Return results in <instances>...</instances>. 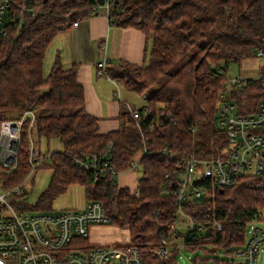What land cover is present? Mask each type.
Returning a JSON list of instances; mask_svg holds the SVG:
<instances>
[{
    "label": "trees",
    "instance_id": "1",
    "mask_svg": "<svg viewBox=\"0 0 264 264\" xmlns=\"http://www.w3.org/2000/svg\"><path fill=\"white\" fill-rule=\"evenodd\" d=\"M36 1L37 12L27 17L25 27L17 35L10 30L0 37V124L35 111L40 142L42 138L58 139L62 144V152L44 153L42 166L52 170L53 178L38 209L51 210L53 200L70 185H82L86 203L100 202L111 225L129 229L131 243L140 249L144 264H153L149 247L159 245L179 215L175 199L163 192L165 174L170 172L163 152L205 158L210 140L222 141L215 121L219 94L227 81L224 72L231 63L255 57L257 48L264 49V0L247 3L210 40L205 39L213 27L229 19L244 0H112L110 22L144 32L152 48L145 66L118 62L106 69L117 85L145 96L146 106L139 111L148 110L139 120L122 113L120 130L106 135L99 132V119L85 111L76 66L65 69L56 59L47 76L43 75L50 43L74 22L90 17L105 0H35L34 4ZM263 89L259 82L247 83L233 95L240 114L249 112L250 103L256 105L264 98ZM28 127L27 121L16 169L0 175V184L7 191L20 186L31 170ZM107 152L112 157L105 174L129 171L142 153L136 167H142L139 196L115 185L110 176L98 178V173L77 166L79 160ZM238 182L217 192L214 201L182 207L194 226L180 233L187 250L210 246L211 253L234 257V249L245 244L248 225L259 220L264 210V188H257L251 177ZM214 221L222 226L221 231ZM179 250L180 245L176 246V252Z\"/></svg>",
    "mask_w": 264,
    "mask_h": 264
},
{
    "label": "built area",
    "instance_id": "2",
    "mask_svg": "<svg viewBox=\"0 0 264 264\" xmlns=\"http://www.w3.org/2000/svg\"><path fill=\"white\" fill-rule=\"evenodd\" d=\"M34 2L35 0H0V37L6 36L10 30L17 35L25 27L27 17L34 16L37 12L34 5L38 2ZM111 2L112 0H105L91 15L104 11L108 16ZM78 25L79 22H74L71 26ZM254 55L264 58V49L257 48ZM98 69V75L103 76L106 62L100 63ZM258 82L264 87V73L257 79L235 77L222 84L215 127L223 138L220 145L215 143L208 149L210 153L205 158L194 155L175 157L167 151L163 152L168 157L167 165H170V172L165 174L163 192L169 191V195L175 199L179 215L169 226V231L162 236L159 245L149 247L148 253L154 259L153 264H170L176 253L175 243L181 233L177 222L182 216H186L191 222V218L183 212V206H198L207 200L214 201L217 192L233 188L242 177H251L257 181V188H264V98L258 100L256 105L250 103L249 112L245 114H240L238 102L232 92L229 96L231 102L225 98L226 93L234 87L242 86L241 91L247 83L255 85ZM114 95L116 98L120 95L118 85ZM147 112L146 109L142 113L130 109L131 117L136 120ZM27 121L28 162L31 166L27 179H34L37 169L42 167L45 152L41 148L36 113L26 111L18 119H7L2 123L0 175L16 169L21 133ZM141 155L142 153L136 156L130 172L141 162ZM111 157V153L107 152L101 157L79 160L77 166L87 172L98 173V178L110 176L113 183L115 180V185H118L117 177L125 172L112 171L105 174ZM22 189L20 185L7 191L0 184V264H144L140 249L131 243V239L129 243L119 246L89 244L91 227L111 225L100 202L87 203L81 210L68 209L50 213L39 209L18 213L11 200L24 201L29 189L24 186V193ZM131 193L134 197L139 196V187L136 185ZM213 225L218 231L222 230L218 222L214 221ZM193 227L191 223L189 230ZM245 238L243 247L235 251V259L227 260L224 264L258 263L259 256L264 253V228L256 221L250 222Z\"/></svg>",
    "mask_w": 264,
    "mask_h": 264
},
{
    "label": "crops",
    "instance_id": "3",
    "mask_svg": "<svg viewBox=\"0 0 264 264\" xmlns=\"http://www.w3.org/2000/svg\"><path fill=\"white\" fill-rule=\"evenodd\" d=\"M76 22H79L78 26L59 33L50 43L44 60V68L45 66L48 69L52 68L56 59H59L65 69L76 66L78 82L84 91L85 111L99 119L100 134L118 132L121 128V114L124 112L130 114V109L139 110L141 108L129 102L131 92L121 89L123 87L121 85H118L120 95L118 98L115 97L117 84L106 75V72L103 76L98 75L99 64L105 61L106 69L117 65L118 62L145 66L149 63L151 40L144 32L132 27L124 28L113 25L104 11ZM145 99L144 96L142 108L146 106ZM133 173L129 171L122 175L127 181L133 178ZM138 178L136 181L131 179L134 184L136 183L135 188ZM122 187L129 188L127 185Z\"/></svg>",
    "mask_w": 264,
    "mask_h": 264
},
{
    "label": "rangeland",
    "instance_id": "4",
    "mask_svg": "<svg viewBox=\"0 0 264 264\" xmlns=\"http://www.w3.org/2000/svg\"><path fill=\"white\" fill-rule=\"evenodd\" d=\"M251 1L252 0H244L238 7H236L230 13L232 14V16L229 19L219 24H216L213 27V31L206 36L205 40L213 39L214 36H216L220 31L223 30L222 28L224 26L226 27L227 24L232 23L233 19L237 15H239L244 10L247 3ZM195 50L196 49H194L192 52H194ZM48 65L49 67L51 66L49 62ZM175 69L176 67H174L173 70H171L169 73L172 74ZM50 70L51 67L48 69V67L45 66L43 70V75L47 76ZM263 73H264V58L256 56L250 59H244L240 63H231L229 65L228 71L224 72V76L227 79L226 82H229L230 79L235 77H239L241 79H247V80L257 79L261 77ZM240 87H234L226 93L225 98L228 100V102H231L229 97L231 92L233 96L235 93H237L236 91L233 90L239 91L241 89ZM121 89L125 90L124 87H121ZM143 97H144L143 95H139L135 92H132L129 96V102L137 105V108H142L144 106ZM2 123L0 124V130L3 125ZM216 126L218 127V122ZM219 141L217 142L210 140L211 143L207 145V149H211L213 143L214 144L216 143L217 146L218 144L220 145L221 143ZM41 148L43 149V152L50 151L51 153H54V152L63 151L62 144L58 139L47 140L46 138H42ZM37 171L38 172L34 179H25L24 182L21 184L23 189L24 186H27V188L30 191L29 192L26 190L27 193L25 200L24 201H18L15 199L11 200L12 205L15 206V209L17 210L18 213H22L25 211L39 210L38 209L39 199L52 182L53 176L51 175L52 172L50 169L42 166L38 168ZM131 172H134L133 178L131 177V179L136 181V179L138 177L140 178L142 175V167L140 166L138 167V169L136 168ZM131 179H128L126 181V179L122 175L117 177L116 181L119 186L122 187L123 185H127L129 189L133 190L135 188L136 183L134 184V182H132ZM67 189L68 190L66 191V193L58 196L56 199L53 200L51 210H47L48 212L53 213L59 211H67L68 209L81 210L86 206L87 204L86 189L82 185L73 184L70 185ZM24 192L25 191H23V193ZM164 193L169 195V191H164ZM259 218L260 221H256V223L264 228V210L263 212H261ZM177 224L180 227L181 233H186L191 227V222L186 216H182L178 220ZM89 230H90L89 244H91L92 246H97V245L119 246L130 242V231L127 227L120 228L113 225L96 226V227H91ZM182 241L183 240H181V237H179L176 240L175 245L176 246L180 245V250L176 252L175 254L176 258L172 261L173 263L171 264H222L223 261L225 260L235 259V257H232L230 254L220 253V252L211 253L212 248L210 246L207 247L206 250H196L195 252L191 250H187L184 247V243ZM103 242H106L107 244H104ZM242 247L234 250L237 251ZM257 264H264V253L259 256Z\"/></svg>",
    "mask_w": 264,
    "mask_h": 264
},
{
    "label": "water",
    "instance_id": "5",
    "mask_svg": "<svg viewBox=\"0 0 264 264\" xmlns=\"http://www.w3.org/2000/svg\"><path fill=\"white\" fill-rule=\"evenodd\" d=\"M45 1H47V0H45Z\"/></svg>",
    "mask_w": 264,
    "mask_h": 264
}]
</instances>
